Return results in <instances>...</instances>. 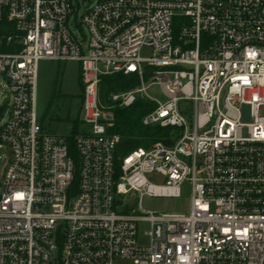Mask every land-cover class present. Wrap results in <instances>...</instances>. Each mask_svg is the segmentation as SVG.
Returning <instances> with one entry per match:
<instances>
[{"label":"built area","instance_id":"2783aa9c","mask_svg":"<svg viewBox=\"0 0 264 264\" xmlns=\"http://www.w3.org/2000/svg\"><path fill=\"white\" fill-rule=\"evenodd\" d=\"M2 24L0 264H264V0H0ZM43 60L80 65L74 153L39 119ZM120 72L140 82L114 100L171 128L125 155L100 97ZM185 182L189 213L142 208Z\"/></svg>","mask_w":264,"mask_h":264},{"label":"rangeland","instance_id":"374dc122","mask_svg":"<svg viewBox=\"0 0 264 264\" xmlns=\"http://www.w3.org/2000/svg\"><path fill=\"white\" fill-rule=\"evenodd\" d=\"M152 50L144 47L141 51L143 57L150 56ZM136 87V86H135ZM133 87V88H135ZM83 84H81L80 65L77 62H55L43 60L39 65L38 76V116L46 128L53 133L60 135H72L79 130L80 124L77 123L83 115ZM130 90V89H129ZM128 91V90H127ZM125 91L113 92L108 97L106 116L111 118L113 123L115 114L113 108L119 106L123 108L119 101H115L114 94H122ZM149 92L159 98L164 96L158 85L150 88ZM155 107V104L150 102ZM150 109V110H151ZM149 111V110H148ZM243 120L251 121L250 108L248 105L242 106ZM118 134V133H117ZM151 145V144H150ZM1 172V171H0ZM157 183H163L161 177L156 179ZM141 206L145 211L157 213H189L191 209V186L185 182L182 186L180 196H149L142 197ZM135 209L137 213H143L140 208V195L135 199ZM149 229L148 223L139 225V235L141 242H145V232ZM119 264H131L129 261H122Z\"/></svg>","mask_w":264,"mask_h":264},{"label":"trees","instance_id":"16d2710c","mask_svg":"<svg viewBox=\"0 0 264 264\" xmlns=\"http://www.w3.org/2000/svg\"><path fill=\"white\" fill-rule=\"evenodd\" d=\"M6 24L0 27V51H14L11 44L1 36L6 33ZM81 77V73H80ZM139 78L135 74H124L122 72L112 75L102 76L100 82V97L104 104L108 103V97L113 92H121L132 89L139 84ZM81 84L82 80H81ZM83 90V89H82ZM152 104L143 99L138 100L130 107L113 108L115 119L112 131L118 133L121 140L118 144L117 153L125 155L139 147H148L151 143L163 139L171 128H162L159 126L147 127L142 124V118L152 108ZM79 123V121H77ZM77 132V130L75 131ZM73 135L69 137L71 153L75 152Z\"/></svg>","mask_w":264,"mask_h":264},{"label":"water","instance_id":"95a60500","mask_svg":"<svg viewBox=\"0 0 264 264\" xmlns=\"http://www.w3.org/2000/svg\"><path fill=\"white\" fill-rule=\"evenodd\" d=\"M165 144L168 146H172L173 145V141L172 140H166Z\"/></svg>","mask_w":264,"mask_h":264}]
</instances>
